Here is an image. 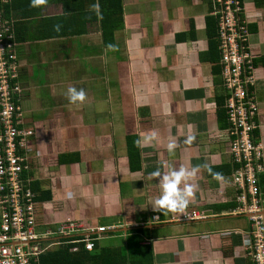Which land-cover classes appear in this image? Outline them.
I'll return each instance as SVG.
<instances>
[{"label": "crops", "instance_id": "crops-1", "mask_svg": "<svg viewBox=\"0 0 264 264\" xmlns=\"http://www.w3.org/2000/svg\"><path fill=\"white\" fill-rule=\"evenodd\" d=\"M98 2L103 19L90 10L97 0L5 7L16 43L18 127L33 132L22 137L23 178L35 194L36 228L55 231L65 219L113 227L95 235L92 251L54 247L44 254L58 256L43 264H255L250 220L232 214L245 193L234 185L228 123L219 116L225 91L209 52L211 0ZM243 17L264 146V0H243ZM70 86L86 91L83 104L68 101ZM130 146L138 148L133 161ZM205 164L223 179L202 168L184 214L152 209L161 189L151 173ZM260 182L264 201V173ZM193 211L207 218L182 220Z\"/></svg>", "mask_w": 264, "mask_h": 264}, {"label": "built area", "instance_id": "built-area-1", "mask_svg": "<svg viewBox=\"0 0 264 264\" xmlns=\"http://www.w3.org/2000/svg\"><path fill=\"white\" fill-rule=\"evenodd\" d=\"M0 0V264H40V257L54 247L83 246L92 251L96 234L113 227H87L80 221L65 219L55 231H40L35 225V194L25 184L28 166L23 151V136L31 130L18 127L17 56L10 21ZM211 16L217 20L220 65L226 94L230 152L236 164L234 185L244 191L241 206L233 215L248 217L251 223L248 252L255 264H264V201L260 175L264 173V146L260 141L259 104L252 95L256 85L255 59L249 39L248 22L243 17V0H211ZM207 218L202 212H190L185 222Z\"/></svg>", "mask_w": 264, "mask_h": 264}, {"label": "clouds", "instance_id": "clouds-1", "mask_svg": "<svg viewBox=\"0 0 264 264\" xmlns=\"http://www.w3.org/2000/svg\"><path fill=\"white\" fill-rule=\"evenodd\" d=\"M47 5V0H30L31 8H43ZM92 12H94L98 19H103L100 4L97 3L91 5ZM60 25H55L54 30L59 31ZM109 49L115 50L114 45H109ZM66 98L71 104H83L87 99V93L83 88H77L75 86H70L66 92ZM149 140H156L157 133L152 132L148 137ZM194 137L189 136L185 143H191ZM137 145L141 143L140 140L135 142ZM177 143L175 139H170L167 144V151L173 154L177 148ZM205 169L212 175L215 180H222L223 176L221 173L212 172L211 166L208 164L197 165L191 169L184 166L177 168H169L165 173L160 171H155L151 173V177L158 179V184L161 189L160 194L150 201L152 209L156 212H170V213H180L184 214L189 205L190 199L194 192V186L190 183L197 173L201 169Z\"/></svg>", "mask_w": 264, "mask_h": 264}, {"label": "trees", "instance_id": "trees-1", "mask_svg": "<svg viewBox=\"0 0 264 264\" xmlns=\"http://www.w3.org/2000/svg\"><path fill=\"white\" fill-rule=\"evenodd\" d=\"M207 32H208V39H209V52L212 55V63H213V71L215 74L220 75L222 73V67L220 65V51H219V42H218V31H217V20L213 16H209L207 18ZM220 85H223L222 80L220 79ZM225 102H226V94L223 97L220 96L218 98V109H219V116L220 118H226L227 123H228V115L227 111L225 109ZM226 115V116H225ZM228 126V124H227ZM129 140H134L133 138H130ZM138 153V148L136 147H131L130 146V160L133 161L134 156ZM50 253H46L40 257V263L43 264L44 261L46 260L45 258L49 255ZM50 256V255H49ZM58 255L52 254L50 257H55Z\"/></svg>", "mask_w": 264, "mask_h": 264}]
</instances>
